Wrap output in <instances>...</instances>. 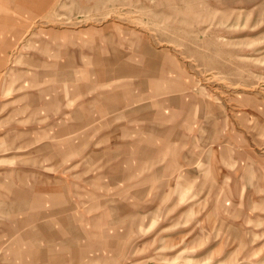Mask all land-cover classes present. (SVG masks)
Instances as JSON below:
<instances>
[{
    "label": "rangeland",
    "instance_id": "374dc122",
    "mask_svg": "<svg viewBox=\"0 0 264 264\" xmlns=\"http://www.w3.org/2000/svg\"><path fill=\"white\" fill-rule=\"evenodd\" d=\"M0 264H264V0H0Z\"/></svg>",
    "mask_w": 264,
    "mask_h": 264
},
{
    "label": "bare ground",
    "instance_id": "6f19581e",
    "mask_svg": "<svg viewBox=\"0 0 264 264\" xmlns=\"http://www.w3.org/2000/svg\"><path fill=\"white\" fill-rule=\"evenodd\" d=\"M20 182V181H19Z\"/></svg>",
    "mask_w": 264,
    "mask_h": 264
}]
</instances>
